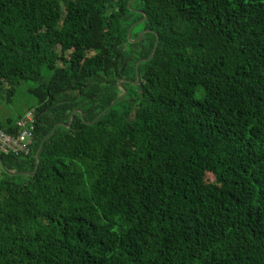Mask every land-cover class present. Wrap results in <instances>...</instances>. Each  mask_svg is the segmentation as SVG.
<instances>
[{"label": "trees", "instance_id": "obj_1", "mask_svg": "<svg viewBox=\"0 0 264 264\" xmlns=\"http://www.w3.org/2000/svg\"><path fill=\"white\" fill-rule=\"evenodd\" d=\"M25 82L0 264H264V0H0Z\"/></svg>", "mask_w": 264, "mask_h": 264}, {"label": "built area", "instance_id": "obj_2", "mask_svg": "<svg viewBox=\"0 0 264 264\" xmlns=\"http://www.w3.org/2000/svg\"><path fill=\"white\" fill-rule=\"evenodd\" d=\"M34 111L31 110L16 123L17 134H11L0 128V153L26 156L34 140Z\"/></svg>", "mask_w": 264, "mask_h": 264}, {"label": "rangeland", "instance_id": "obj_3", "mask_svg": "<svg viewBox=\"0 0 264 264\" xmlns=\"http://www.w3.org/2000/svg\"><path fill=\"white\" fill-rule=\"evenodd\" d=\"M140 25L131 26L132 30H138ZM144 33L141 31L137 38ZM132 41V40H131ZM32 86V83L25 82L20 83L17 88V93L14 96L9 97L7 89L2 88L0 90V121L4 122L6 119L11 118L18 120L24 116L28 110L31 109L34 103V98L28 94V89Z\"/></svg>", "mask_w": 264, "mask_h": 264}, {"label": "water", "instance_id": "obj_4", "mask_svg": "<svg viewBox=\"0 0 264 264\" xmlns=\"http://www.w3.org/2000/svg\"><path fill=\"white\" fill-rule=\"evenodd\" d=\"M135 25H133V27H134ZM131 29L132 28H130L129 29V32H128V36H127V38H128V40H131L130 39V33H131ZM154 50H155V48H154ZM153 54H154V51L152 52V54H151V57L153 56ZM142 61V60H141ZM141 61H139L137 64H136V68H137V66L140 64V62ZM136 78L138 79V74H137V71H136ZM123 80H119L118 81V85L121 87V82H122ZM137 83V81L135 82V84ZM125 94V91H123V95ZM79 112V111H78ZM80 114H81V116L83 117V114L80 112ZM73 115L74 114H72L71 115V117H70V124L72 123V121H73ZM39 117L37 116V119H38ZM59 126V125H58ZM57 128V127H56ZM54 131H55V129L53 130V132H52V134L54 133ZM51 136V135H50ZM49 138V137H48ZM46 141V140H45ZM41 149H42V147L38 150V153H37V156H36V160H37V168H36V171H37V169H38V164H39V155H40V152H41ZM0 163H2V161H1V158H0Z\"/></svg>", "mask_w": 264, "mask_h": 264}]
</instances>
